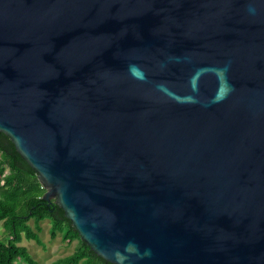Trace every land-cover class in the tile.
<instances>
[{"label": "water", "instance_id": "95a60500", "mask_svg": "<svg viewBox=\"0 0 264 264\" xmlns=\"http://www.w3.org/2000/svg\"><path fill=\"white\" fill-rule=\"evenodd\" d=\"M0 131L116 264H264V0H0Z\"/></svg>", "mask_w": 264, "mask_h": 264}, {"label": "trees", "instance_id": "16d2710c", "mask_svg": "<svg viewBox=\"0 0 264 264\" xmlns=\"http://www.w3.org/2000/svg\"><path fill=\"white\" fill-rule=\"evenodd\" d=\"M46 189L37 172L24 160L11 139L0 131V222L6 236L0 239V264H38L25 246L17 243L23 236L39 242V223L50 219L52 238L60 233L67 243L77 240L73 252L57 260L58 264H116L96 254L55 199L46 200ZM33 219L36 230L29 224Z\"/></svg>", "mask_w": 264, "mask_h": 264}, {"label": "rangeland", "instance_id": "374dc122", "mask_svg": "<svg viewBox=\"0 0 264 264\" xmlns=\"http://www.w3.org/2000/svg\"><path fill=\"white\" fill-rule=\"evenodd\" d=\"M29 224L35 228L33 219L29 220ZM40 229L37 230L39 236V242L22 237L17 241L19 245L25 246L31 256L37 260L38 264H58L57 260L64 257L74 251L77 240L67 243L62 239L60 233H57L56 237L52 238L50 235L51 222L50 219L45 218L39 223ZM6 236V230L3 222H0V239Z\"/></svg>", "mask_w": 264, "mask_h": 264}]
</instances>
